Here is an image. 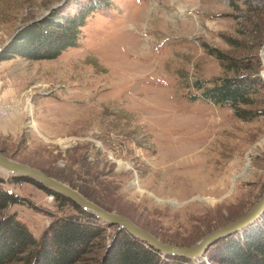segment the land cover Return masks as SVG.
<instances>
[{"label": "rangeland", "instance_id": "obj_1", "mask_svg": "<svg viewBox=\"0 0 264 264\" xmlns=\"http://www.w3.org/2000/svg\"><path fill=\"white\" fill-rule=\"evenodd\" d=\"M71 1L0 0V48ZM110 4L88 19L78 47L58 59L0 60V105L9 108L0 119V152L163 243L194 246L243 217L264 194V114L240 119L195 89L198 81L211 87L238 77L231 62L250 64L238 72L256 80L253 103L242 108L264 111V0ZM76 11L72 4L62 14ZM11 177L0 170L4 188L27 203L7 214L36 238L54 219L80 215ZM84 223L104 235L79 264H99L118 226Z\"/></svg>", "mask_w": 264, "mask_h": 264}, {"label": "trees", "instance_id": "obj_2", "mask_svg": "<svg viewBox=\"0 0 264 264\" xmlns=\"http://www.w3.org/2000/svg\"><path fill=\"white\" fill-rule=\"evenodd\" d=\"M71 3L77 9L75 14H62L63 9L72 5L62 4L46 20L21 28L4 48L3 52H7L6 55H0V60H10L15 55L31 60L58 59L64 52L78 47L82 29L87 25L88 19L93 14L108 9L111 0H89L88 3L72 0ZM211 54L221 61L230 60L216 50H212ZM249 65L244 64L242 68L238 62H231L228 69L234 70L238 77L215 81L211 87L207 86V82L198 81L195 89L203 90L202 97L213 104L229 105L240 119H251L264 114V111L254 112L242 108L253 103L251 95L256 89V80L238 73ZM197 98L199 97L194 96L192 99ZM10 182H30L55 196L63 206H73L80 215L54 219L42 236L36 238L16 214H7L12 206L27 202L4 188L5 180L0 178V264H79L88 250L96 245L95 240L104 235L100 226L84 223L100 220L64 195L26 177H11ZM111 242L105 248L106 251L101 253L99 264H194L193 260L182 257L164 258L161 253L119 228ZM204 258L200 264H264V217L244 233H237L217 242Z\"/></svg>", "mask_w": 264, "mask_h": 264}, {"label": "water", "instance_id": "obj_3", "mask_svg": "<svg viewBox=\"0 0 264 264\" xmlns=\"http://www.w3.org/2000/svg\"><path fill=\"white\" fill-rule=\"evenodd\" d=\"M62 5V4H61ZM13 38V37H12ZM12 38L0 48V52L12 41ZM263 77V75H262ZM0 170L7 172L12 177H26L43 185L45 188L64 195L71 199L84 211L94 215L105 225L118 226L119 230L126 231L130 236L147 244L149 247L161 253L163 257H182L193 261L204 258L208 249L222 239L246 230L257 224L264 217V194L258 203L243 217L214 232L204 236L197 244L188 247H179L163 243L148 231L135 225L128 218L118 214L110 213L84 197L79 191L65 185L64 183L45 175L38 169L20 164L6 157L0 152Z\"/></svg>", "mask_w": 264, "mask_h": 264}, {"label": "built area", "instance_id": "obj_4", "mask_svg": "<svg viewBox=\"0 0 264 264\" xmlns=\"http://www.w3.org/2000/svg\"><path fill=\"white\" fill-rule=\"evenodd\" d=\"M8 112H9V108L8 107L0 105V119L1 118H6L7 115H8Z\"/></svg>", "mask_w": 264, "mask_h": 264}]
</instances>
